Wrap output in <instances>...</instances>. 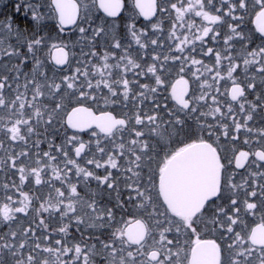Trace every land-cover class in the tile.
Returning a JSON list of instances; mask_svg holds the SVG:
<instances>
[{
    "label": "snow or ice",
    "instance_id": "obj_1",
    "mask_svg": "<svg viewBox=\"0 0 264 264\" xmlns=\"http://www.w3.org/2000/svg\"><path fill=\"white\" fill-rule=\"evenodd\" d=\"M0 264H264V0H0Z\"/></svg>",
    "mask_w": 264,
    "mask_h": 264
}]
</instances>
